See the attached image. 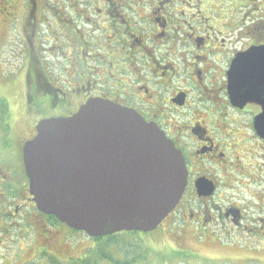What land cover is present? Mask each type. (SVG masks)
Wrapping results in <instances>:
<instances>
[{
    "label": "flooded vegetation",
    "instance_id": "af4514ba",
    "mask_svg": "<svg viewBox=\"0 0 264 264\" xmlns=\"http://www.w3.org/2000/svg\"><path fill=\"white\" fill-rule=\"evenodd\" d=\"M61 1L57 10L48 0L52 20L41 18L47 47L33 50L21 35L26 57L6 64L24 67L1 64L11 95L0 92V264L74 259L72 229L33 200L23 147L40 120L90 99L133 110L179 153L184 185L155 229L168 232L175 264H264L262 105L233 104L228 89L236 57L264 44L263 15L246 24L247 0Z\"/></svg>",
    "mask_w": 264,
    "mask_h": 264
},
{
    "label": "water",
    "instance_id": "95a60500",
    "mask_svg": "<svg viewBox=\"0 0 264 264\" xmlns=\"http://www.w3.org/2000/svg\"><path fill=\"white\" fill-rule=\"evenodd\" d=\"M233 104L262 105L255 117L264 139V44L233 61ZM23 147L37 208L89 237L150 232L174 208L184 168L173 144L133 110L90 99L71 116L42 119Z\"/></svg>",
    "mask_w": 264,
    "mask_h": 264
},
{
    "label": "rangeland",
    "instance_id": "374dc122",
    "mask_svg": "<svg viewBox=\"0 0 264 264\" xmlns=\"http://www.w3.org/2000/svg\"><path fill=\"white\" fill-rule=\"evenodd\" d=\"M32 1H34L37 5L34 13L33 8L35 6L33 7ZM58 2L60 4H58ZM47 3L48 0H0V70L1 64H3L4 70L8 68L18 70L21 67H24V64L21 65L20 61H18V65H14V67L12 68L8 67L6 64L7 60L11 61V59L16 58V53L21 54V56L19 57H26L27 50L25 53V50L23 48H18L17 46L18 40L21 38V35L33 50H39L42 45H46L47 47L46 38L48 37V33L44 28V21H41L42 17H47L50 15L45 12V10H48ZM50 4L55 6L57 10H59L60 8L62 9L63 6H66L65 2L61 0H52ZM247 4L248 18L246 19V24L252 23L250 17H252L251 13L253 11H256L255 17H259L260 15H263L264 17V0H247ZM35 17H37L38 20ZM49 19H51L50 16ZM34 26L35 30L33 28L31 30V27ZM23 29H25L24 32L22 31ZM5 34H7V36H5ZM6 38H9V41L5 44L4 39ZM15 42L17 43V45ZM45 55L49 58L47 52L45 53ZM42 57L43 54L41 53L38 57H36L38 66H41L40 64H42V60H40ZM2 80H4V78H1L0 76V92L7 91L9 92L7 96L11 95L10 91H8V88L2 86ZM8 80H11V78H9ZM20 83L23 85L24 81L22 80V82L20 81ZM118 241L119 242L109 243L105 245L101 240L95 241L94 239L89 238L84 232L72 231L70 241V247L72 248L70 250V255L73 258H75L76 256L78 257L80 254L81 256H87L89 254H92V252L96 248H99L101 252L100 254L105 253L111 256V261L100 259L97 260V264H116V261H119L120 263L132 261V264H175L174 258L170 255L168 256V245L172 243V240L169 237L168 232L162 230V228H159L152 234H139L138 236L134 237H130V235H127L123 239H120ZM55 256L59 260L50 257L49 264L71 263L63 262L68 259L67 254L65 255L61 253H55ZM92 256L93 255H90L88 257ZM25 259L29 261V264L47 263L45 259L41 260L40 258L30 260V258L28 257ZM75 260L76 258L71 259L72 262ZM12 263L16 264V262H14L13 260ZM12 263H10L9 261V264Z\"/></svg>",
    "mask_w": 264,
    "mask_h": 264
},
{
    "label": "trees",
    "instance_id": "16d2710c",
    "mask_svg": "<svg viewBox=\"0 0 264 264\" xmlns=\"http://www.w3.org/2000/svg\"><path fill=\"white\" fill-rule=\"evenodd\" d=\"M157 231V230H156ZM153 232L150 233H139V232H118L112 235H107V236H103V237H96L94 238L95 241H103L105 245L109 244V243H114V242H119L118 240L123 239L125 236L130 235V237H134V236H138L139 234H152ZM99 248H96L92 254L89 255H83L82 258H76L75 261H71L70 264H97V260L100 259H106L111 261V256H109L108 254H100V249L97 250ZM90 253V252H88ZM90 255H93L92 257H88ZM133 262L128 261V262H122L120 263L119 261H116V264H132Z\"/></svg>",
    "mask_w": 264,
    "mask_h": 264
}]
</instances>
